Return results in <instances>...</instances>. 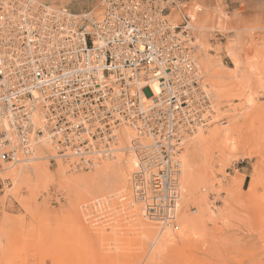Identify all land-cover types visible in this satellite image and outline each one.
<instances>
[{
    "label": "built area",
    "instance_id": "obj_1",
    "mask_svg": "<svg viewBox=\"0 0 264 264\" xmlns=\"http://www.w3.org/2000/svg\"><path fill=\"white\" fill-rule=\"evenodd\" d=\"M201 12L185 0H101L96 17L0 0V170L46 147L50 163L88 172L130 129L133 198L173 225L186 143L213 124L196 58Z\"/></svg>",
    "mask_w": 264,
    "mask_h": 264
},
{
    "label": "rangeland",
    "instance_id": "obj_2",
    "mask_svg": "<svg viewBox=\"0 0 264 264\" xmlns=\"http://www.w3.org/2000/svg\"><path fill=\"white\" fill-rule=\"evenodd\" d=\"M37 1L99 17L101 0ZM188 2L202 10L196 16V58L215 113L213 124L199 132L220 133L206 158H200L197 200L177 213L175 226L183 213L195 219L204 212L205 231L156 250L153 241L142 236L130 211L120 205L115 181L107 182L106 187L112 184V188L101 184L100 190L79 194H70L59 183V168L66 178L88 177L100 165L88 172H71L61 161L50 163L44 155L41 164L51 176L47 188L29 187L27 177L20 176L34 161L0 170V264H264V7L248 0H232L235 7L229 8L222 0L208 5ZM193 138L186 143L183 173ZM129 153L136 158L124 150L101 167L120 154L129 158ZM132 174L127 173L130 192ZM145 221L154 226L157 236L161 234L146 215Z\"/></svg>",
    "mask_w": 264,
    "mask_h": 264
},
{
    "label": "bare ground",
    "instance_id": "obj_3",
    "mask_svg": "<svg viewBox=\"0 0 264 264\" xmlns=\"http://www.w3.org/2000/svg\"><path fill=\"white\" fill-rule=\"evenodd\" d=\"M208 90H209L208 93L211 95L212 101H213V96H212V93L209 89V85H208ZM213 110H214V104H213ZM219 133H220V131L216 130V131H214L211 134L206 136L204 133L198 132L197 134H195V138H193L194 141H192V143H190L189 153L187 152L188 157L186 159V168H185L184 173H183V168H184L183 165L184 164L182 163V170H181V175H180V177H181L180 178V197H179V200L177 203L176 216L181 211L186 209L187 206L189 207V205L194 204V202H196V200H197L196 195L198 192L196 189V182H197L196 181V175L198 173V165L201 162L200 158L201 157L206 158L208 149H209L212 141L218 136ZM122 135L123 136H122L121 142H120V144H122V146L118 150L119 153H122L124 150L125 151L128 150L127 148L129 146L130 139L132 137V131L130 129H125ZM124 145L125 146L127 145V147H125ZM43 148L44 149L38 150L35 158L32 160V162L34 161L33 162L34 164L31 168H29L30 170L29 169L26 170L23 167L24 170L21 171L22 175H20V176L21 177L24 176V178L27 177V178H25V182L29 187L30 186H34V187L36 186L39 188H41V187L47 188L48 181L51 178V176L46 171V168H44L45 164L44 165L41 164V160H43L45 158L44 155L49 154L48 148H46V147H43ZM40 152H43L42 156H41V154L39 155ZM131 154H130L129 158L123 157V155L120 154L116 158L115 162H111V163L108 162L107 164L102 165V167L100 164V168L97 169V171L94 172L93 174L88 175V177L85 176V177L66 178L67 176H66L65 171L62 168H59L58 174H57L59 179H60L59 183L64 189H66L68 192H70V194H79V193H84L87 191L100 190L102 188L101 184L102 185L104 184L105 188H108V187L112 188L113 186L117 185L113 188H115V190L117 189L116 193H117L120 205H122L124 210L127 209L130 211V215H131L132 220L134 221L136 227L138 228V230L140 231L142 236L144 235L143 237L148 242L153 241L152 246L155 247L156 250H161V249L167 248L171 244H174V243L176 244L177 242L180 243V241L184 242V241L190 239L193 235L194 236L197 235L198 231H205V229L207 228V226H206L207 221L204 220V217L206 216L204 214H206V213H204V212L200 213L201 214L200 217L198 216L199 218L197 217L195 219H193L192 217L190 218L189 216L184 215V213H183V217H181L182 219L181 220L179 219L180 222L178 224H176L177 227L175 226V221L172 222L173 225L169 226V225H167V223H163V222H159V221H155V220H153V221L149 220L151 223L157 224L160 228L161 234H159L158 236L156 235V231H155L156 229L153 228L154 226L151 227L152 225L148 224L145 221V212L143 213L144 210L142 211L140 208L133 205V202H132L133 201L132 200V197H133V191L132 190L133 189L131 187V192H130V190L128 188L127 173L129 171L131 173H135L138 171V160L136 159L137 157L135 158ZM19 166H23V165H19ZM13 168H16V167H13ZM59 179H57V180H59ZM108 181H110V183H113V181H115L116 184H114L112 187H111L112 184L110 186L106 187V185L108 184L107 183ZM105 182H106V184H105ZM131 193H132V196H131ZM137 203L139 205H142V208H144L142 203H139V202H137ZM187 210H188V208H187ZM187 214L189 215V213H187ZM179 217H180V215H179ZM175 220L177 221V217ZM206 220H207V218H206ZM171 227H174V229H171ZM169 229L173 230V231H179V230L180 231L178 233H174V232L169 231ZM76 236H77V234H76ZM74 239H76V238H74ZM154 239H156V240H154Z\"/></svg>",
    "mask_w": 264,
    "mask_h": 264
},
{
    "label": "crops",
    "instance_id": "obj_4",
    "mask_svg": "<svg viewBox=\"0 0 264 264\" xmlns=\"http://www.w3.org/2000/svg\"><path fill=\"white\" fill-rule=\"evenodd\" d=\"M44 1H46L47 3L48 2H53V1H55V0H44ZM61 1H65V0H57L56 2H54V3H56V4H59ZM185 1H188V0H185ZM199 2H202L203 4H205V5H208V4H211V2H212V0H198ZM223 2H224V4L229 8L230 6L231 7H235V6H233L232 5V0H222ZM257 4H256V1H255V4H254V2H252L251 0H248V4H254V6H258V7H264V0H257ZM236 7H240V5H236ZM228 13H230V15H231V12H228Z\"/></svg>",
    "mask_w": 264,
    "mask_h": 264
}]
</instances>
